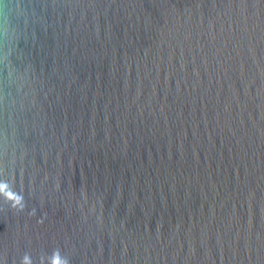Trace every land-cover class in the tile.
Masks as SVG:
<instances>
[{"label":"water","instance_id":"1","mask_svg":"<svg viewBox=\"0 0 264 264\" xmlns=\"http://www.w3.org/2000/svg\"><path fill=\"white\" fill-rule=\"evenodd\" d=\"M0 264H264V0H0Z\"/></svg>","mask_w":264,"mask_h":264}]
</instances>
